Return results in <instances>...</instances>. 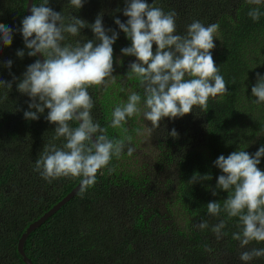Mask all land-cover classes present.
<instances>
[{
    "label": "trees",
    "instance_id": "1",
    "mask_svg": "<svg viewBox=\"0 0 264 264\" xmlns=\"http://www.w3.org/2000/svg\"><path fill=\"white\" fill-rule=\"evenodd\" d=\"M26 2L0 0V23L14 29L11 45L0 43V80L12 82L10 90L0 88V264H24L17 251L21 234L80 182L70 177L47 182L34 171L43 145L55 134V125L45 119L47 109L38 120H26L23 114L30 98L17 90L27 66L37 60L27 55L19 32ZM40 2L33 0L36 5ZM156 4L165 12L176 11L177 34H185L193 20L219 24L211 53L228 92L210 98L204 112L194 108L183 117L160 121L156 132L165 147L161 156L175 173L152 162L135 166L130 159L135 154L126 152L112 159L108 168L113 171L99 170L93 186L80 189L29 234L23 250L32 264H243L239 242L232 239V233L239 231L238 218L224 212L213 217L207 213V203L219 200L222 205L228 195L217 190L214 197L211 192L221 174L213 163L218 156L237 149L254 154L264 145V103H255L251 95L257 74L264 75V15L253 21L247 14L252 7L264 12V4L250 5L248 0H156ZM67 5L68 0H49L48 6L63 12ZM124 7L125 0H84L80 9L68 8L88 24L102 13L103 26L118 32L113 44L116 82L88 89L95 102L92 115L102 126L110 124L114 107L138 90L133 80L126 83L124 92L119 91L128 65L134 62L117 57L131 45L114 23L117 18L126 22ZM80 37L95 39L87 27L81 29ZM19 50L25 52L22 58L16 55ZM8 60L11 68L6 67ZM133 119L124 125L127 135L135 127ZM172 129L178 133L175 138L169 135ZM124 134L122 129L109 127L112 137ZM56 143L62 145L63 138ZM258 167L264 171V157ZM194 173L211 174L212 179L192 184ZM163 181L168 187L161 194L157 188L146 189L152 187L148 183ZM220 219L227 223L223 230L227 235L217 240L211 228ZM202 220L208 222V229L194 227ZM248 247L262 248L264 242L253 241ZM251 264H264V257Z\"/></svg>",
    "mask_w": 264,
    "mask_h": 264
},
{
    "label": "clouds",
    "instance_id": "2",
    "mask_svg": "<svg viewBox=\"0 0 264 264\" xmlns=\"http://www.w3.org/2000/svg\"><path fill=\"white\" fill-rule=\"evenodd\" d=\"M83 3L84 0H68L63 12L49 7V0L31 4L30 14L22 19L19 32L27 55L40 54L43 61L37 59L27 66L17 90L30 98L28 110L23 114L26 120H38L47 109L45 119L55 125V134L43 145L34 171L47 182L61 177L80 178L81 191H86L96 183L98 171L108 168L114 157L134 153L132 136L127 135L124 127L130 117L140 116L150 122L151 127L146 129L151 135L164 118L183 117L194 108L204 112L209 99L223 96L228 88L211 53L218 23L205 25L193 20L181 35L177 34L175 10L165 12L156 0L151 4L145 0H125L122 13L127 20L121 22L117 18L114 23L131 41L130 46L121 49V54L134 56L135 61L128 65L119 91L124 92L126 83L133 80L138 90L130 92L126 102L115 106L110 124L102 126L92 115L95 102L88 89L107 88L109 83L116 82L113 44L118 32L103 26L102 13L88 24L68 12V8L80 9ZM248 3L259 6L264 0ZM247 14L253 21H259L264 12L252 7ZM86 27L95 39L80 37L81 29ZM13 33V28L0 23V43L10 46ZM16 55L22 58L25 52L19 50ZM11 65L8 60L6 67ZM11 87L12 82L0 80V88ZM251 95L256 98L255 103H264V75L257 74ZM109 127L122 129L125 134L112 137ZM137 134H142L139 129ZM169 135L175 138L178 133L172 129ZM61 138L63 143L58 146L56 141ZM262 157L264 145L254 154L237 149L227 156L219 155L213 162L221 174L216 177L212 195L217 196V190L228 195L222 205L219 200L207 203V213L219 217L224 212L229 218H238L239 231L232 233V239L239 242L242 249L239 259L243 264L264 257V247H248L253 241L264 242V171L258 167ZM211 179V174L194 173L190 181L194 184ZM226 226L224 219L212 226L217 240L227 235L223 231ZM194 227L204 230L209 224L202 220Z\"/></svg>",
    "mask_w": 264,
    "mask_h": 264
},
{
    "label": "rangeland",
    "instance_id": "3",
    "mask_svg": "<svg viewBox=\"0 0 264 264\" xmlns=\"http://www.w3.org/2000/svg\"><path fill=\"white\" fill-rule=\"evenodd\" d=\"M117 57L119 59H124L122 57V54H118ZM125 60L128 61H135L134 56H125ZM114 67V65H113ZM116 68H114L113 75L116 73ZM132 123L134 124L133 132L129 135H133L132 139L134 142L133 147L135 148L134 156H131L130 159L132 162H134L135 166L141 165L146 162H152L154 167L155 165L162 164L165 169L171 173H175L174 169L166 165V159H163L161 154L163 153L165 147L161 146V138L158 136L156 130L149 135L147 132L146 126L151 127V123L148 121H144L140 116H134V119L132 120ZM137 129L140 130L142 133L141 135L137 134ZM157 161V162H156ZM159 161V162H158ZM166 174L165 172L163 175ZM139 178L137 176H134V180H138ZM152 187H147L146 189L148 191L153 192L155 188L160 190V194L162 191H165V189L168 187V184L164 181L160 183L159 185H154L151 183H148ZM167 184V185H166ZM166 186V187H165Z\"/></svg>",
    "mask_w": 264,
    "mask_h": 264
},
{
    "label": "water",
    "instance_id": "4",
    "mask_svg": "<svg viewBox=\"0 0 264 264\" xmlns=\"http://www.w3.org/2000/svg\"><path fill=\"white\" fill-rule=\"evenodd\" d=\"M33 4V0H27L25 7V16L29 15V7ZM37 59L43 61V57L40 54H37ZM81 189L80 182L61 200L55 203L50 209L45 211L38 219L32 221L25 229V231L21 234L17 242V251L19 255L22 257V261L24 264H32L30 259H28L24 253L23 247L24 243L31 232L40 227V225L52 216L55 212H57L65 203H67L74 195Z\"/></svg>",
    "mask_w": 264,
    "mask_h": 264
}]
</instances>
